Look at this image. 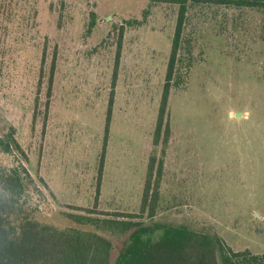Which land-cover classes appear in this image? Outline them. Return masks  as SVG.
Wrapping results in <instances>:
<instances>
[{"label": "rangeland", "instance_id": "1", "mask_svg": "<svg viewBox=\"0 0 264 264\" xmlns=\"http://www.w3.org/2000/svg\"><path fill=\"white\" fill-rule=\"evenodd\" d=\"M188 6L154 220L264 253V8ZM177 12L157 0H0V105L47 183L43 222L78 226L66 213L86 208L139 212ZM153 249L147 264H176L174 249Z\"/></svg>", "mask_w": 264, "mask_h": 264}, {"label": "trees", "instance_id": "2", "mask_svg": "<svg viewBox=\"0 0 264 264\" xmlns=\"http://www.w3.org/2000/svg\"><path fill=\"white\" fill-rule=\"evenodd\" d=\"M157 1L178 5V12L139 212H103V216L92 215L94 211L87 208L84 210H88V214L67 212L78 225L68 228H58L40 220L35 212L50 201L44 188L47 183L43 178L37 180L30 172L29 153L17 137V128L0 105V264H147L146 259L155 251V246L174 249L176 264H264V253L234 250L218 234L154 220L172 135L168 110L171 83L177 70L189 9V0ZM190 1L264 8V0ZM120 48L121 42L113 84L118 75ZM53 78L54 65L49 75V96ZM113 102L114 93L108 101L95 205L101 194ZM159 233L162 237H158ZM163 261L168 263L166 257Z\"/></svg>", "mask_w": 264, "mask_h": 264}]
</instances>
